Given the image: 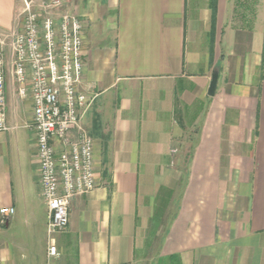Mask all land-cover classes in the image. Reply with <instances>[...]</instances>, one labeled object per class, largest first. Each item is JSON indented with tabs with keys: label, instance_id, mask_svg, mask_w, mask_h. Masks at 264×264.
<instances>
[{
	"label": "crops",
	"instance_id": "1",
	"mask_svg": "<svg viewBox=\"0 0 264 264\" xmlns=\"http://www.w3.org/2000/svg\"><path fill=\"white\" fill-rule=\"evenodd\" d=\"M19 6L0 0V32L21 26ZM63 12L84 25L96 186L71 198L49 256L32 99L8 51L0 209L14 212L0 213V264H264V0H63Z\"/></svg>",
	"mask_w": 264,
	"mask_h": 264
},
{
	"label": "built area",
	"instance_id": "2",
	"mask_svg": "<svg viewBox=\"0 0 264 264\" xmlns=\"http://www.w3.org/2000/svg\"><path fill=\"white\" fill-rule=\"evenodd\" d=\"M18 2L21 26L0 32V129L8 128L5 65L9 51L18 93L21 97L29 93L32 99L29 126L36 138L41 195L48 211V255L57 256L51 238L67 227L71 198L96 186L93 139L80 124L90 102L80 89L84 25L73 14L59 13L63 0ZM13 212L1 208L2 221Z\"/></svg>",
	"mask_w": 264,
	"mask_h": 264
},
{
	"label": "water",
	"instance_id": "3",
	"mask_svg": "<svg viewBox=\"0 0 264 264\" xmlns=\"http://www.w3.org/2000/svg\"><path fill=\"white\" fill-rule=\"evenodd\" d=\"M217 79H218V70L216 69L213 71L212 76H211V81H210V85L208 88L209 95H213L215 93Z\"/></svg>",
	"mask_w": 264,
	"mask_h": 264
},
{
	"label": "trees",
	"instance_id": "4",
	"mask_svg": "<svg viewBox=\"0 0 264 264\" xmlns=\"http://www.w3.org/2000/svg\"><path fill=\"white\" fill-rule=\"evenodd\" d=\"M240 5H247V6H249V2L248 1L241 2ZM172 264H176V263L172 262ZM177 264H179V263H177Z\"/></svg>",
	"mask_w": 264,
	"mask_h": 264
},
{
	"label": "rangeland",
	"instance_id": "5",
	"mask_svg": "<svg viewBox=\"0 0 264 264\" xmlns=\"http://www.w3.org/2000/svg\"><path fill=\"white\" fill-rule=\"evenodd\" d=\"M252 5H253V3H252ZM151 250H152V248L150 249V252H151L150 255H153L154 252H152ZM142 264H154V263H149L148 261H146L145 263H142Z\"/></svg>",
	"mask_w": 264,
	"mask_h": 264
}]
</instances>
